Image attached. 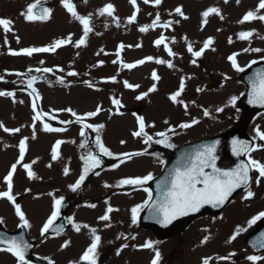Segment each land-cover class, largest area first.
<instances>
[{"label":"rangeland","instance_id":"obj_1","mask_svg":"<svg viewBox=\"0 0 264 264\" xmlns=\"http://www.w3.org/2000/svg\"><path fill=\"white\" fill-rule=\"evenodd\" d=\"M50 1L54 9L51 19L30 22L21 13L34 0H0V18H10L13 21L12 30L8 33L0 28V91L15 93L14 97L0 96V124L8 129H20L19 132L12 133L5 132L0 127V191L6 190L4 177L11 165L19 159V142L27 137L24 160L17 164L13 176V195L19 196L18 204L31 225L27 228L29 237L38 241L34 252L54 264H85L80 261V257L91 244V229L98 231L96 224L106 222L110 226L100 236L97 253L99 255L102 250H108L112 257L106 260L108 254L102 257L97 255V264H150L155 250L161 253L160 264H202L206 257L213 261L209 264H252L246 257H264V252L256 254L246 245L247 236L259 222L248 227L247 221L264 211V178H261L257 186L255 181L258 173L255 171V178L250 185L255 192L252 199H243L246 194L244 190L219 216L198 219L181 235L160 242L151 235L152 232L142 229L139 222L134 225L131 220V209L148 200V192L144 191V187L148 188L147 185L116 186L126 178L142 177L149 173L153 177L158 175L164 164L160 161L165 162L181 142L216 133L242 118L241 101L245 86L239 78L240 72L232 67L228 57L239 53L237 62L245 68L251 60L264 56L260 52L251 51L254 48L264 50V21L238 23L247 11L257 9L259 0H243L250 6L244 9L242 0H162L158 6L151 0L148 4L137 0L139 12L134 25L127 22V18L135 11L128 0L116 2L121 15L118 19L120 25L112 17L100 16L98 13L105 2L112 3L114 0H72L78 14H91L93 30L87 37L86 45L80 48H76L74 42L82 37L83 26L68 13L61 0ZM177 7H182L187 19L175 12ZM209 7L219 8L223 19L212 14L204 25L202 13ZM126 9L129 15H123ZM145 11L148 12L144 13ZM157 14L161 23L171 22V27H149L148 31L140 32L139 28L151 25ZM258 14L264 15V10H260ZM241 31H254V38L240 40L238 33ZM70 34L73 43L61 46L54 53H33L31 56L10 54V50L45 47ZM161 35L167 38L168 47L177 53L175 57L168 56L163 45H155L154 42ZM186 36L190 38L185 39ZM209 37L213 38L214 43L202 56L193 57L188 52L189 43L198 51ZM139 39H143L144 44ZM121 44L125 47L118 57L117 51ZM150 45L157 48L159 53L151 54L154 49ZM242 49H249L247 52L243 51L246 56L243 60ZM148 56L170 60L175 67L169 68L167 64H157L153 60L129 70L120 63L121 60L133 63ZM195 58H199L200 62L193 64L192 60ZM100 61H103L102 65ZM44 68H51L53 71L46 73L42 71ZM154 70L160 75L159 81L152 79ZM69 72H76L77 75L69 76ZM33 76L36 80L32 87L39 93V97L35 98L29 94L32 88L27 86V81ZM113 76H118V79L126 78L128 83L139 87L126 88L125 81L123 84L117 80L112 82L109 78ZM181 78L186 87L178 99L188 105L187 111L182 104L173 103L169 99L178 90ZM61 80L63 83H60ZM89 82L92 87L88 86ZM154 83L157 90L148 92ZM198 88L201 91L198 92ZM144 92H148V95L143 99H136ZM109 95L111 96L108 98ZM232 96L238 97L235 105L230 103ZM113 98L118 99L122 107L117 109L112 103ZM34 101L36 111L42 114L41 119L35 121L33 117L36 113L32 109ZM98 106L102 110L96 116L85 115L94 112ZM69 108L84 117L83 121L77 123L75 116L63 111ZM134 108L140 110L139 115L133 113ZM219 108L223 111H217ZM205 110L210 115L205 116ZM44 113L47 115H43ZM137 116L144 117L148 125L146 131L153 136V141L149 144L144 143V137L132 135L138 130ZM193 119L199 122L188 129L178 127ZM89 123L103 124L104 127L99 132L83 127ZM258 123L262 125L261 130L255 127ZM44 124L64 130L47 133L43 130ZM169 127L175 128V134L168 133L174 148L155 143L156 139H160L155 134L166 131ZM82 128L83 136L80 135ZM257 130L264 132V114L256 117L249 127L250 133L255 137V150L251 151L249 159L264 162V148L258 147L264 145V141L259 139ZM97 136L113 156L100 153L96 146ZM53 138L64 141L58 149L59 158L55 161L51 159L52 148L56 144ZM145 150V155L132 156L129 160L118 158L124 153ZM89 151L98 156L100 165L93 168L81 187L73 192L70 185L82 174V157L87 156ZM226 163L227 160L224 161ZM24 164L31 165L35 173L34 179L28 177ZM107 164L115 167L108 169ZM65 167L69 169L68 175L64 174V179L57 178L55 175L58 172L64 173ZM61 196L70 202L67 213L72 216L73 224L85 221L89 228L77 232L71 227L60 236L52 237L47 233L41 236V229L51 215L55 199ZM91 204L96 206L90 207ZM109 206L118 210L109 214V221H101L99 217L105 214ZM0 218L6 227L21 223L15 214V206L7 199H0ZM237 226L247 230L229 242ZM206 236L208 240L204 243ZM66 241L69 242L68 247H62ZM147 241L154 242V249L140 247ZM125 244L128 247H123ZM116 249L119 250V255ZM230 253L235 255L229 257ZM221 257L229 259L226 261ZM0 264H18V261L10 253L0 251ZM257 264H264V260Z\"/></svg>","mask_w":264,"mask_h":264},{"label":"snow or ice","instance_id":"obj_2","mask_svg":"<svg viewBox=\"0 0 264 264\" xmlns=\"http://www.w3.org/2000/svg\"><path fill=\"white\" fill-rule=\"evenodd\" d=\"M145 4H148L150 0H143ZM151 2L154 3V5L158 6L161 4L162 0H151ZM227 2V0H225ZM239 2V0H237ZM41 3V0H34L33 3H30L27 5V8L25 11L21 13L22 16L27 21H46L50 19L51 17V9L47 7H40L39 10H37L38 4ZM61 3L63 7L68 11V13L79 23L83 26V35L82 37L75 41V47L80 48L82 45H86L87 37L90 32H92L91 27V14L85 16L80 15L77 12L76 5L72 2V0H61ZM130 3L132 4L135 11L131 16L127 18V22L129 24H132L136 22L137 14L139 12V8L137 6V0H130ZM264 10V0H259V3L257 5L256 10H250L245 13L243 18L238 21V23H245V22H251L253 20H260L264 21V15H259V11ZM115 7L111 3H107L104 5V7L100 8L98 10V13L100 16L107 15L108 17H112L114 20L117 21V24L119 23V20L117 17L114 16ZM175 12L183 17L184 19H187L184 15V12L182 10V7H177L175 9ZM212 14H215L217 16H220L221 19H223V16L220 13V9L217 7H209L202 13V24L208 23V17ZM13 24V21L10 18H0V28L3 29L5 33H8L11 31V25ZM162 27V28H169L171 27V22H164L161 23V19L159 14L156 15L155 19L152 21L151 25H144L139 28L140 32H146L149 30V27ZM254 35V31H241L238 33V37L240 40H250ZM166 37L164 35H161L154 43L157 47L163 45L165 48V51L167 52L168 56L175 57L177 55L176 52H174L170 47H168V44L166 43ZM18 41V38H17ZM174 41V38H173ZM7 42V41H5ZM229 42L231 43V38H229ZM73 43L72 41V35L70 34L65 39H57L53 43L49 44L45 47H28L23 48L19 51H12L10 50L11 55H26L31 56L33 53H47V52H55L58 48L61 46H64L66 44ZM214 43V40L212 37H209L207 40L204 41L203 47H201L198 51H195L192 47V44L189 43L187 46L188 52H190L193 57H200L204 53L206 49H209L210 46ZM125 46L121 44L119 46V49L117 51V56L119 57L120 51L123 50ZM137 47H140V45H137ZM245 52L249 51V49H244ZM253 52H262L264 50L259 48L251 49ZM239 53H233L228 57L229 61L231 62L232 67L237 72H243L244 68H242L238 62H237V56ZM155 61L157 64H167L169 68H174L175 65L169 60L165 61L164 59H156L152 56H148L145 59L137 60L133 63H124L122 60L120 61L121 66L123 68H127L129 70L144 64L146 61ZM117 61H113V63H116ZM101 65L103 64V61L99 62ZM192 63L195 64V59L192 60ZM256 63L255 60L250 62L251 64ZM63 71V69H60ZM31 71V69L29 70ZM36 71H41L40 69H36ZM43 72H52L53 69L51 68H44L42 70ZM16 75H21L20 73H16ZM69 76H75L77 75L76 72H69ZM2 79V78H0ZM112 82L116 81V77H110L109 78ZM152 79L153 81H159L160 77L154 70L152 72ZM36 77H32L27 81V86L29 88H32V91L29 93L31 96L39 97V93L35 88L32 87L33 83L35 82ZM250 85H251V91L249 93V104H258L260 106H264V70L257 72L254 74L253 78H250ZM60 83H63V80L60 81ZM89 87H92V84L88 83ZM124 87L134 89L138 88L139 85H133L128 83L127 81L124 82ZM185 81L183 78L180 80L179 88L177 91L172 93L169 96V99L173 103L182 104L187 111L188 105L182 100L178 99L182 96V93L185 90ZM156 84L154 83L152 87L148 90V92H154L156 91ZM197 91H201V89H197ZM148 92L142 93L140 96H137L136 99L140 100L143 99L145 96L148 95ZM14 92H5L0 91V96H13ZM238 97L232 96L230 103L232 105H235L236 100ZM112 103L119 109L122 107L120 101L118 99L113 98ZM194 103V102H193ZM32 109L36 113V115L33 117V120H40L42 114L38 111L37 105L35 101L32 104ZM102 109L98 106L94 112H88L85 115L87 117H94L96 116ZM63 111L70 112L73 116L76 117V122L80 123L83 121L84 117L77 115L72 109H64ZM217 111H223L222 108L217 109ZM43 115H47V113H44ZM204 115L208 116L210 113L208 110L204 111ZM137 123H138V130L133 132L132 135L135 137H144V143L149 144L151 141H153V136L149 135L146 131V125L145 119L143 116H137ZM199 121L196 119H193L190 123H181L179 124V128L181 129H188L192 127L193 125L197 124ZM70 123V121H69ZM165 123H168V121H165ZM154 126V125H151ZM0 127L3 128L5 132H12L17 133L20 131L19 128L14 129H8L4 127L2 124H0ZM84 128H91L93 131L99 132L100 129L104 127L103 124L98 125H92V124H84ZM35 128V125L33 124V129ZM44 131L46 132H59L63 131L64 129L59 128H53L49 126L48 124H44ZM168 133L175 134V128L169 127L166 131L157 132L155 135L157 137H160V139H156L155 143L157 144H163L165 147L168 148H174L175 145L170 142V137ZM81 136L84 135V130L82 128ZM257 135L260 140L264 141V132H260L257 130ZM33 138H35V132H33ZM64 143V141L58 140L56 141V144L52 148V155L51 159L53 161L57 160L59 158V147L60 145ZM121 143H124L123 141ZM218 141L214 142L212 144H206L202 145L200 148L196 149L193 153H185L182 155L180 160L177 161L176 166L173 168L171 173L169 174V177H166L164 180L160 181V183L157 184V188L159 190V198L156 199L154 202L152 201V194L149 191V189L144 188L145 192H148V200L144 201L142 205H136L131 209L132 213V224H136L138 222V214L140 211H142L144 208H148L150 213L154 218L157 219V222L167 226L168 224H171L175 219L181 216H186L189 213L198 212L201 208H203L205 205H211L213 208L221 207L228 202L229 197L233 195L237 191V189H244L245 195L243 196V199L249 200L252 199L255 196V192H253L250 188V184L252 181V176L250 175L251 172L255 171L258 173V176L256 178V184L257 186L260 184L261 178H264V162L257 161L255 159H249L247 162L241 161L238 163L234 168L231 169H221L217 167L216 161L218 159L216 155V149L218 145ZM96 146L99 148L100 153H102L105 156H113L114 154L103 144L100 137H96ZM81 147H84V144H81ZM258 147L264 148V145H259ZM255 148L250 146L247 142H243L240 140H233L232 141V153L233 155L240 157L242 155L249 154L251 151H254ZM27 151V137L24 139H21L19 142V159L16 163L11 165V169L7 173V175L4 177V181L6 184V190L0 191V199H7L15 206V214L21 221L19 227L21 228H30L31 225L28 221V219L25 216V213L22 211L19 204L16 203V198L13 195V176L17 170V164L22 162L25 157V153ZM146 150L143 152H135V153H124L122 154L125 160H129L132 158V156H139V155H145ZM84 160V168L82 174L79 176V178L76 180V182L72 185H70V188L73 192L77 191L81 185L84 183L86 177L90 173V171L95 168L99 167L100 165V159L97 155L93 154V152L89 151L88 155L85 157H82ZM123 162V161H122ZM161 163H164L163 160L160 161ZM35 163V161H33ZM51 165H49L50 167ZM24 169L27 171V175L30 179L35 178V173L31 170L30 164H24ZM206 169H210V171H206ZM69 169L67 167L64 168V174L68 175ZM98 174V173H97ZM153 175L149 173L148 175L142 176V177H135V178H126L118 182L116 185L117 187H121L123 185H145L149 181L153 180ZM108 187V185H105ZM64 197L61 196L58 199H55L53 210L51 212V215L48 217L47 221L43 224V227L41 229V236H43L45 233L49 232L50 229L54 230L59 234L61 230L63 229V225H60L59 227L53 228L55 221L60 216V210L61 206L64 201ZM90 207H95L96 205L91 204ZM118 210L113 209L111 206H109L105 212L104 215L100 216L99 219L101 221H109L110 220V213ZM262 218H264V211L259 212L258 214L254 215L250 220L247 221L248 227H252L255 225L258 221H260ZM73 218H69V222H72ZM3 223V219L0 218V224ZM110 226V225H106ZM73 227L75 228V231L79 232L81 231V228H89V225L87 224H73ZM246 228H241L237 226L235 233L230 237L229 242L235 240L238 235L242 231H246ZM96 229H91L92 234V240L90 246L83 252L82 256L80 257V261L85 262V264H97V249L101 242V237L96 234ZM127 238V237H125ZM135 239V237H132ZM208 240V237L206 236L204 238V243H206ZM69 242H65L62 247H68ZM0 245H5V247L0 248V251H6L10 253L13 257L16 258L18 261V264H29L28 260L26 259V254L31 247V245L24 240L23 237H4L0 236ZM123 247H128L127 244H125ZM140 247L146 248V249H154V242L147 241ZM260 247L264 248V233H261V243ZM117 255H119V250L117 251ZM235 253H230V256H234ZM229 257H221L222 260H227ZM247 260L251 261L252 264H257L258 261L264 260V257L259 255H250L246 257ZM161 261V253L159 250H155V255L153 259L151 260L150 264H160ZM48 264H54L53 261L49 260ZM73 264H76V262H73ZM202 264H209V258H204L202 261Z\"/></svg>","mask_w":264,"mask_h":264},{"label":"water","instance_id":"obj_3","mask_svg":"<svg viewBox=\"0 0 264 264\" xmlns=\"http://www.w3.org/2000/svg\"><path fill=\"white\" fill-rule=\"evenodd\" d=\"M40 7L49 8L48 4H45V3L38 5L37 10H39ZM262 70H264V62H259V63H256L255 65H253L251 68H249L246 71V73L244 74V79L246 80L247 85H248V90H247L244 102L248 106L249 112H250L251 115L264 109V106H260L258 104H249L248 103L249 93L251 91V85H250V82H249L250 78H253L255 73L260 72ZM233 140H240V141H243V142H247L251 146V144L248 141V138L246 136V133H245V123L241 122L238 125H236L235 127L231 128L229 130L223 131L220 134H217V135H215V136H213L211 138L203 139V140L194 142V143L182 148L180 150V152L177 153V155L174 158V160L172 161V163L170 165V171L173 170V168L177 164V161L180 160L182 155H184L185 153H193L196 149L200 148L202 145L212 144V143L217 142V141L219 143L217 145L216 155L219 154L220 147H222L223 145H226L228 147V149L230 150V155L235 159V164H233L232 166L227 167V168H221L218 165V160H219V158H218L217 161H216L217 167H219L221 169H225V170L234 168L241 161H243V162H246V161H245V158H244L245 155H242L240 157H237V156L233 155V153H232V141ZM238 190L239 189H237V191ZM235 193H233V195L231 197H229V200L234 196ZM159 195H160L159 190L156 187V194H155V197L153 198L152 202H154L156 199H158ZM229 200H228V202H229ZM228 202H226V204ZM225 205H223L221 207H217V208H213L211 205H205L203 208L200 209V211L190 213V214H188L186 216L178 217L171 224H168L167 226L157 222V219L152 216V214L150 213L149 209L144 213L143 220L145 222H147V223H150L152 228H154L162 236L166 237V236L174 235V234L178 233L181 229H183L185 227V225L188 223V221L192 218V216L197 215V214H218V213H220L222 211V209L224 208ZM62 208H63V206H62ZM63 221H64V217L61 215L59 217L58 221L56 222L55 227H59L60 225H63ZM63 229H64V227H63ZM261 233H264V225L261 226L258 229V231H256L253 234V236L249 239V242H248L250 247L254 248L257 252H260V251H262L264 249V248L260 247ZM6 235L9 236L7 233H5L3 230L0 229V236L7 237ZM17 237H23L24 240H26L25 233H24L23 230H22V232L19 235H17ZM26 241L28 242V240H26ZM28 243L31 245V247L29 248L26 256L34 259L36 262L44 263L45 262L44 260H40L36 256L31 254V249L34 246V243L30 242V241Z\"/></svg>","mask_w":264,"mask_h":264}]
</instances>
